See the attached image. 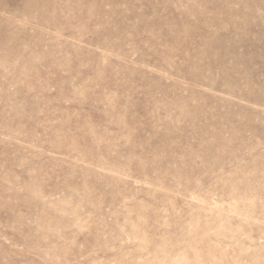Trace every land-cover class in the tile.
<instances>
[{
	"label": "rangeland",
	"instance_id": "374dc122",
	"mask_svg": "<svg viewBox=\"0 0 264 264\" xmlns=\"http://www.w3.org/2000/svg\"><path fill=\"white\" fill-rule=\"evenodd\" d=\"M50 263L264 264V0H0V264Z\"/></svg>",
	"mask_w": 264,
	"mask_h": 264
},
{
	"label": "bare ground",
	"instance_id": "6f19581e",
	"mask_svg": "<svg viewBox=\"0 0 264 264\" xmlns=\"http://www.w3.org/2000/svg\"><path fill=\"white\" fill-rule=\"evenodd\" d=\"M98 141V140H97ZM93 144V143H92ZM249 197V196H248ZM247 199V198H246ZM28 201V200H27ZM237 201H238V199H237ZM243 201V200H242ZM97 207V206H96ZM235 208V207H234ZM256 209V208H255ZM54 212V211H53ZM241 212H242V210H241ZM245 213V212H244ZM248 215V214H247ZM246 215V216H247ZM253 215V214H252ZM255 216V215H254ZM245 218V217H244ZM64 225V224H63ZM79 225V224H78ZM208 228V227H207ZM214 228H216V227H214ZM129 229V228H128ZM206 229V228H205ZM208 230V229H207ZM206 235H208V234H206ZM211 235V234H210ZM221 236V235H220ZM247 237V236H246ZM245 237V238H246ZM253 242V241H252ZM263 242V241H262ZM194 246V245H193ZM196 246V245H195ZM259 253V252H258ZM262 256V255H261ZM96 263V262H95ZM51 264V263H50ZM53 264V263H52ZM94 264V263H93Z\"/></svg>",
	"mask_w": 264,
	"mask_h": 264
}]
</instances>
